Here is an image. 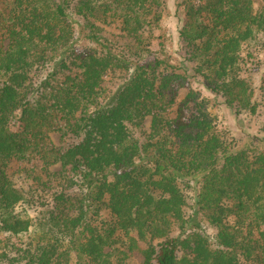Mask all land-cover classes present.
<instances>
[{
	"label": "trees",
	"instance_id": "16d2710c",
	"mask_svg": "<svg viewBox=\"0 0 264 264\" xmlns=\"http://www.w3.org/2000/svg\"><path fill=\"white\" fill-rule=\"evenodd\" d=\"M255 1L178 3L183 57L228 107L251 114L257 85L241 56L264 34V0L259 11ZM162 6L0 0V38L10 41L0 51V264H122L137 256L141 264H264V152L233 149L193 90L169 118L187 76L167 56L164 34H155ZM72 14L84 21L77 30ZM97 23L117 24L126 48L102 40ZM82 42L88 46L79 50ZM154 44V62L142 63ZM118 71L127 77L107 96L104 78ZM259 88L264 105V77ZM148 118L149 134L139 138ZM51 133L74 141L56 147ZM13 159L61 167L53 182L63 191L40 201L41 218L16 210L24 198L7 177ZM196 182V214L217 229L213 238L195 216L186 219L184 188ZM27 233L31 242L19 248L15 237ZM2 234L14 239L4 243ZM186 243L192 251L180 255Z\"/></svg>",
	"mask_w": 264,
	"mask_h": 264
},
{
	"label": "rangeland",
	"instance_id": "374dc122",
	"mask_svg": "<svg viewBox=\"0 0 264 264\" xmlns=\"http://www.w3.org/2000/svg\"><path fill=\"white\" fill-rule=\"evenodd\" d=\"M179 0H163V6L160 8L161 20L159 27L155 29V34L163 33L166 41V53L170 61L183 69L181 73H185L187 76V84L185 88L179 89V96L177 98L176 105L169 111V118H174L177 115L179 105L185 99L190 90H193L200 99H204L206 103L207 111L212 115L215 120L217 129L226 136V138L232 142L231 146L236 150L248 151L250 153L264 152V105L259 95L260 93V81L264 77V34L258 33L254 40L243 45L241 58L248 62L247 69L248 74L252 76V80L257 85L256 102L258 103V109L255 114H251L248 111L237 112L230 108L225 103L224 99L211 92L205 85L201 76L194 72V64L189 63L183 57V44L180 39V30L184 23L183 10L178 7ZM262 7V1L256 0L254 4V11H259ZM72 18L76 25V30L84 21L72 14ZM97 26L101 29L98 33L102 40H107L108 43H113L115 47H119L118 51L126 48L125 43L121 41L120 36L124 34L120 31V27L117 24H102L97 23ZM9 40H2L0 38V51H6L9 48ZM88 44L82 42L79 44V50L86 48ZM159 51L157 44L151 47V54L144 55L141 60L142 63L154 62V52ZM153 52V53H152ZM135 59V58H133ZM136 60V59H135ZM134 60V61H135ZM139 60V59H137ZM252 70V72H250ZM127 75L123 72H115L106 76L103 83V89L105 95L112 96L118 88L125 81ZM186 117L189 118L194 112V104L189 103L184 108ZM151 119L148 118L142 129L135 131L139 138L144 139L149 134ZM11 128L13 130L18 128V123L13 120L11 122ZM75 139V138H74ZM51 143L56 146H66L68 143H72V138H63L60 133H51ZM60 165H53L49 167H43L41 161L38 160H17L13 159L8 162L6 173L7 177L13 183L15 188L23 194L24 200L21 204L17 205V212L22 216H28L31 220L41 218L47 207L40 206V201L44 200V203L50 202L57 191H63L62 188L55 187L58 182H53L55 174L60 172ZM58 185H60L58 183ZM195 188V190H193ZM193 188H184L186 195V206L184 211L186 213V219H191L195 216L196 220L201 223V232L206 236L213 238L217 234V229L208 224V222L200 215L196 214L198 207L196 206V200L200 191L198 183H194ZM101 215L104 219L111 220L110 210H103ZM189 233L194 231L193 223L188 225ZM179 229H175L172 235H178ZM1 239L9 243V240H13L12 237L7 238L4 234L1 235ZM185 238V234L182 235ZM15 243L18 247L24 246V243L31 242L30 234H23L19 237H15ZM124 234H120V240L125 241ZM121 242L116 247H121ZM115 247V248H116ZM124 248H127L125 246ZM123 248V249H124ZM112 249H114L112 247ZM109 251V249H108ZM192 250L188 243L182 244L180 248V255L188 254ZM119 254H114L112 259H119ZM122 259V258H121ZM142 258L140 256L123 260L122 264H141ZM14 264H23L22 262H16Z\"/></svg>",
	"mask_w": 264,
	"mask_h": 264
}]
</instances>
